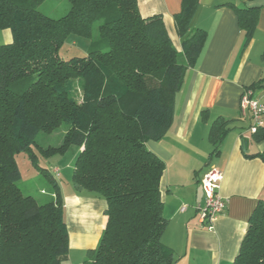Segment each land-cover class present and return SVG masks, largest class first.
Returning <instances> with one entry per match:
<instances>
[{
	"label": "trees",
	"instance_id": "trees-1",
	"mask_svg": "<svg viewBox=\"0 0 264 264\" xmlns=\"http://www.w3.org/2000/svg\"><path fill=\"white\" fill-rule=\"evenodd\" d=\"M42 1L0 0V30L11 33L0 44V264L68 258L63 198L54 177L36 164L34 146L44 157L78 147L71 181L105 201L104 228L82 264H175L161 236L168 222L158 185L165 164L145 145L171 128L176 92L206 42L204 29L190 28L198 0H181L172 15L182 60L160 14L141 17L137 0H67L68 12L55 19L35 8ZM225 5L235 11L246 46L256 8ZM95 22L98 39L87 54L61 59L67 36L90 38ZM263 84L264 76L249 88L254 94ZM61 126L60 145L37 143ZM230 128L222 117L211 122V154ZM253 138L264 139V127ZM22 152L47 176L49 201L37 203L18 187ZM255 156L264 162V151ZM254 207L231 264H264V201Z\"/></svg>",
	"mask_w": 264,
	"mask_h": 264
},
{
	"label": "crops",
	"instance_id": "crops-1",
	"mask_svg": "<svg viewBox=\"0 0 264 264\" xmlns=\"http://www.w3.org/2000/svg\"><path fill=\"white\" fill-rule=\"evenodd\" d=\"M180 1L137 0V4L141 17L160 14L182 60L181 37L172 16L179 11ZM198 2L190 28L204 29L206 42L176 92L171 128L160 140L147 141L145 146L165 164L158 185L161 210L168 222L161 236L173 250L175 264H231L247 219L254 206L264 201V162L255 156L264 151V139L253 138L247 129L249 116L241 112L239 104L242 89L264 76V0ZM227 2L257 10L255 29L246 46L244 31L237 26L235 11L225 5ZM1 33L9 43L10 31L3 29ZM254 96L264 103V88L255 91ZM261 116L264 127V113ZM217 117L228 120L231 128L220 142L219 151L211 154L208 130ZM210 166L222 171L219 195L227 200L226 209L213 220L212 229L199 222L197 209L203 199L200 178ZM58 170L54 169L57 176ZM73 188L60 189L69 247L64 264H82L86 251L96 247L106 221L105 201Z\"/></svg>",
	"mask_w": 264,
	"mask_h": 264
},
{
	"label": "rangeland",
	"instance_id": "rangeland-1",
	"mask_svg": "<svg viewBox=\"0 0 264 264\" xmlns=\"http://www.w3.org/2000/svg\"><path fill=\"white\" fill-rule=\"evenodd\" d=\"M69 5L70 4L67 0H43L35 8L41 13L55 19L66 14L69 10ZM98 23L99 22H95L93 24L91 31L92 36L90 38L73 34L67 36L64 43L61 45V48L59 49V57L61 59L67 60L70 57L85 56L92 41L98 39V32L96 31ZM1 32L2 30H0V44L4 45V43L7 42H5ZM64 132L65 127L61 126L51 134H40L36 137L37 143L43 147H47L49 145H60L62 140L61 136L64 134ZM77 148L78 147L76 146H70L69 148H66L62 154H54L49 157L42 156L40 151L37 150L36 146L32 148V151L37 156L36 164L42 168H45L46 171H43L44 174H47V176H53L59 187L62 189H72L74 187L76 190H78L76 186L73 185L70 175L72 174V170L74 168L73 161H75L76 155L78 153ZM16 160L21 172V179L17 182L21 192L24 195L33 196L37 200V203H43L47 200L49 201L52 189L47 176H43L42 171L39 170V167L32 164L26 152L18 154ZM55 168L59 169V176L55 174Z\"/></svg>",
	"mask_w": 264,
	"mask_h": 264
},
{
	"label": "built area",
	"instance_id": "built-area-1",
	"mask_svg": "<svg viewBox=\"0 0 264 264\" xmlns=\"http://www.w3.org/2000/svg\"><path fill=\"white\" fill-rule=\"evenodd\" d=\"M240 110L243 114H248L250 124L248 131L257 132L258 128L263 127L262 116L264 113V103L254 96L249 87L242 89ZM58 175V173L56 172ZM223 179V173L216 166H210L205 169L200 178V187L203 196V204L198 206L199 222L208 229H212L213 220L220 215L227 206V200L219 195L220 181Z\"/></svg>",
	"mask_w": 264,
	"mask_h": 264
},
{
	"label": "water",
	"instance_id": "water-1",
	"mask_svg": "<svg viewBox=\"0 0 264 264\" xmlns=\"http://www.w3.org/2000/svg\"><path fill=\"white\" fill-rule=\"evenodd\" d=\"M264 85V84H263ZM76 188L78 189V190H81L82 188L80 187V186H76ZM203 204V199H202V202H201V205Z\"/></svg>",
	"mask_w": 264,
	"mask_h": 264
}]
</instances>
